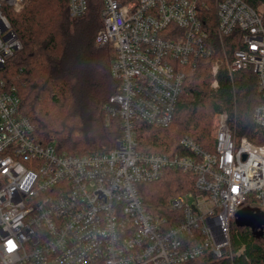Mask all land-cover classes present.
Returning a JSON list of instances; mask_svg holds the SVG:
<instances>
[{
  "label": "built area",
  "instance_id": "1",
  "mask_svg": "<svg viewBox=\"0 0 264 264\" xmlns=\"http://www.w3.org/2000/svg\"><path fill=\"white\" fill-rule=\"evenodd\" d=\"M253 0H101L118 92L104 104L122 134L106 152L73 155L39 141L20 112L15 86L1 77L22 42L0 0V261L2 264H213L247 259L232 246V224L245 206L264 212V144L236 139L227 111L217 113L214 150L184 137L189 154L170 157L138 149L136 123L168 127L183 93L185 68L216 52L214 87L225 66L232 76L252 68L264 97V2ZM255 1V0H254ZM72 17L89 0H68ZM237 47L230 54L226 38ZM264 128V102L253 112ZM167 168L192 172L195 190L172 197L167 215L148 211L138 185ZM235 189V191H234Z\"/></svg>",
  "mask_w": 264,
  "mask_h": 264
},
{
  "label": "trees",
  "instance_id": "2",
  "mask_svg": "<svg viewBox=\"0 0 264 264\" xmlns=\"http://www.w3.org/2000/svg\"><path fill=\"white\" fill-rule=\"evenodd\" d=\"M250 2L254 6L259 3ZM101 11V0H89L86 13L78 17L70 15L68 0H29L19 12L6 10L22 48L6 62L1 77L16 87L20 112L33 123L37 139L54 144L60 152L83 155L110 151L122 134L120 120L107 122L103 110L118 92L119 82L111 74L115 57L112 44H96L97 34L104 27ZM232 39L227 37L225 44L230 54L237 47ZM213 40L215 54L185 68L184 89L172 123L168 127L136 123L140 151L170 157L188 155L181 144L184 137L212 151L213 116L222 111L228 112L237 140L247 138L264 144V128L253 120L255 108L264 102L258 78L252 68L231 76L223 66L217 75L219 86L213 89L211 69L215 59L222 56L215 34ZM195 181L192 172L167 168L160 180L140 183L138 192L148 211L167 215L169 200L194 191ZM243 245L247 259L225 258L212 263L264 264V230L257 238L250 228L235 225L233 249Z\"/></svg>",
  "mask_w": 264,
  "mask_h": 264
},
{
  "label": "water",
  "instance_id": "3",
  "mask_svg": "<svg viewBox=\"0 0 264 264\" xmlns=\"http://www.w3.org/2000/svg\"><path fill=\"white\" fill-rule=\"evenodd\" d=\"M235 223L239 227H248L255 237L263 235L264 212L258 208L245 206L236 213Z\"/></svg>",
  "mask_w": 264,
  "mask_h": 264
},
{
  "label": "rangeland",
  "instance_id": "4",
  "mask_svg": "<svg viewBox=\"0 0 264 264\" xmlns=\"http://www.w3.org/2000/svg\"><path fill=\"white\" fill-rule=\"evenodd\" d=\"M29 2V0H24V6H26V4ZM24 8V7H23ZM211 73H212V76H213V79H212V81H211V87L213 88V89H215L216 90V88L214 87V85H213V83H214V80H215V75L213 74V71H212V69H211ZM216 117H217V114H215L214 116H213V123H212V135H213V133H214V128H215V122H216ZM214 150V149H213ZM212 150V151H213ZM184 194V193H183ZM236 225V223H235V221L233 222V224H232V231H233V228L235 227V225ZM234 225V226H233ZM236 227H237V225H236ZM0 264H2L1 263V261H0Z\"/></svg>",
  "mask_w": 264,
  "mask_h": 264
},
{
  "label": "snow or ice",
  "instance_id": "5",
  "mask_svg": "<svg viewBox=\"0 0 264 264\" xmlns=\"http://www.w3.org/2000/svg\"><path fill=\"white\" fill-rule=\"evenodd\" d=\"M234 191H235V189H234Z\"/></svg>",
  "mask_w": 264,
  "mask_h": 264
}]
</instances>
